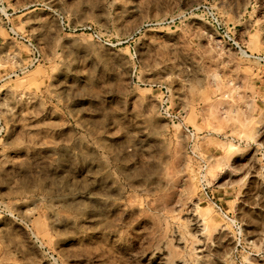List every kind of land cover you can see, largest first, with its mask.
<instances>
[{
    "label": "rangeland",
    "instance_id": "374dc122",
    "mask_svg": "<svg viewBox=\"0 0 264 264\" xmlns=\"http://www.w3.org/2000/svg\"><path fill=\"white\" fill-rule=\"evenodd\" d=\"M0 264H264V0H0Z\"/></svg>",
    "mask_w": 264,
    "mask_h": 264
},
{
    "label": "built area",
    "instance_id": "2783aa9c",
    "mask_svg": "<svg viewBox=\"0 0 264 264\" xmlns=\"http://www.w3.org/2000/svg\"><path fill=\"white\" fill-rule=\"evenodd\" d=\"M236 45H237V43L236 42H234ZM170 114V116L173 118V119H180L181 118V115H180V113H169ZM185 128H186V131H187V133L190 135V137H191V140H193L194 138H195V136H196V131H195V129L193 128V127H190L189 125H185Z\"/></svg>",
    "mask_w": 264,
    "mask_h": 264
}]
</instances>
